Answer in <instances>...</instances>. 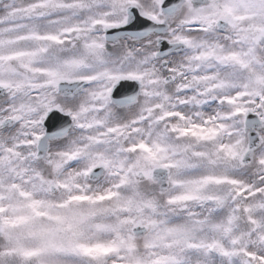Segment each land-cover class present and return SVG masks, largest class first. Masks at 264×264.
Listing matches in <instances>:
<instances>
[{
  "label": "snow or ice",
  "instance_id": "obj_1",
  "mask_svg": "<svg viewBox=\"0 0 264 264\" xmlns=\"http://www.w3.org/2000/svg\"><path fill=\"white\" fill-rule=\"evenodd\" d=\"M0 264H264V0H0Z\"/></svg>",
  "mask_w": 264,
  "mask_h": 264
}]
</instances>
